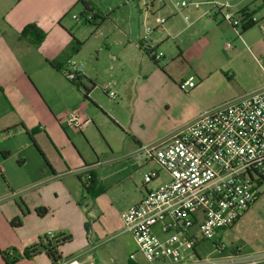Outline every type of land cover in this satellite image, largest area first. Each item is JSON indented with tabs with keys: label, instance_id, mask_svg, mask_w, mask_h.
Masks as SVG:
<instances>
[{
	"label": "rangeland",
	"instance_id": "obj_1",
	"mask_svg": "<svg viewBox=\"0 0 264 264\" xmlns=\"http://www.w3.org/2000/svg\"><path fill=\"white\" fill-rule=\"evenodd\" d=\"M177 1L183 2L89 0L93 11L87 13L79 0H75L66 5L60 14L59 21L66 36L71 35L82 44L78 53H74L76 43L73 41L67 54L77 65L83 66L82 71L93 73L90 79L95 88L88 81H82L88 89L93 88L90 94L92 102L83 111L91 123L77 133L65 125L67 134H64L63 142L67 148L60 147L57 151L65 158L66 165L59 162L57 168L59 173L68 169L74 172L79 168L65 181L66 185L76 187L80 182L79 176L85 182L86 175L80 167L86 164L100 176L105 190L108 189L101 197L90 198L80 183L81 197L76 202L82 214L87 205H93L99 211V219L85 218L89 222L91 237L99 239L100 246L94 254L100 259L105 257L106 249L111 250L118 240L121 245L115 253L119 262L129 261L128 256L135 248L122 235L124 225L121 215L126 205L137 196L144 180L143 174L151 167L143 166L141 158L126 159L125 156L137 148L136 141L143 146L151 142L158 144L188 123L191 117L202 114L209 107L207 105L232 101L238 95H249L251 91L264 87L262 0H258L255 6L258 23L245 32H237L226 21H221L222 26L211 24V14L204 12V0H184L188 4H192L191 1L198 3L185 11L184 16L188 15V20L181 14L167 18L174 11L170 6L173 8L172 4ZM164 4L168 6L165 11L162 9ZM162 19L169 25L162 27ZM217 24H221L220 21ZM147 30L150 33L146 41L162 47L158 50L161 60L141 64L135 59V44L139 46L141 40V44L145 45L143 36ZM177 33L180 35L177 36ZM138 48L144 54V48ZM182 49L187 52L186 59L179 57ZM109 53L119 61L114 62ZM196 71L206 80L202 92L188 95L179 91V78L195 76ZM62 76L71 84L64 72ZM195 78L198 82V77ZM106 83L112 84L118 94L117 99H111L101 90ZM70 88L73 93L67 95L64 89L56 92L51 84L47 86L52 99L55 98L57 109H67L78 96L85 101L84 95ZM29 150H22L25 158L22 169H18L17 162L9 161L7 165L11 168V176L14 175L19 182L23 180L24 172L29 173L39 166L34 145ZM0 184L2 195L8 184L2 177ZM61 198L59 203L64 211L63 220L76 222L78 214L74 212V207L68 204L65 194ZM21 227L19 221L14 219L7 230L16 236L20 234ZM68 227L61 233L71 237L66 244L74 249L81 248L83 241L78 240L82 232L86 233L84 226L75 224ZM219 241L222 240H218L217 235L212 240L202 241L195 249L199 258L210 262L230 255L232 251L227 248V240L222 241L226 250L221 253L216 246ZM93 242L96 243L95 240ZM144 264L149 263L145 261Z\"/></svg>",
	"mask_w": 264,
	"mask_h": 264
},
{
	"label": "crops",
	"instance_id": "obj_2",
	"mask_svg": "<svg viewBox=\"0 0 264 264\" xmlns=\"http://www.w3.org/2000/svg\"><path fill=\"white\" fill-rule=\"evenodd\" d=\"M73 1L75 0H0V177L4 178L8 184V188H5V193L0 194V237H3L0 238V251L15 252V255H21L27 247L37 243L41 237L46 235L53 237L66 230L65 227L68 229L70 225L75 226L76 224V226H81L82 224L86 230V233L82 232L80 234L82 237L78 240V242L83 241L82 247L74 249L69 244L64 245L60 249L64 261L60 264H144L146 260L143 254L138 250L134 238L130 233L125 231V228L122 235H125V239L130 240L135 246L128 256L129 261L119 262L116 260L115 252L121 245L119 240L114 243L115 246L111 250L106 249L107 251L103 259L94 254L99 249V239L91 237L89 222L85 217L97 220L99 219V211L93 205H89L90 210H88L89 206L87 205L83 209L82 214L79 206L76 205L78 198L81 197L80 183L82 185L83 183L90 185V174L93 173L96 176L97 184L95 186L103 188L104 191L96 197L87 191V195L90 198H99L107 193L108 189L105 190L100 176L86 164L80 167L83 168L82 172L86 175L85 182L80 180L79 176L78 182H80L76 187L66 185L65 181L68 179L67 177L76 174L74 172L79 170V168L74 172L68 169V171H60V173L57 168L59 162L66 165L65 158L59 154L57 148H67L63 142L64 134H67L64 129L65 125H67V117L74 110H81L82 112L87 110L89 107L88 103L92 102L90 94L93 88L91 90L88 89L82 81H88L95 88V84L90 79L93 73L89 70L82 71L81 74L83 76L81 80L82 85L90 91L88 99L82 87L72 83L69 84L62 76V69L67 62H75L67 54L68 50L71 49L74 38L71 35H69L70 37L66 36V31L62 28L59 20L65 6ZM219 2L221 4H229V11L237 14L247 6H250V11L252 12L258 0H219ZM262 2L264 3V0ZM190 3L192 4L180 10L176 8V2L173 3V8L170 6V9H173L175 12L169 13L167 18L179 14L184 16L185 11L191 5L195 6L198 4L192 1ZM202 3L205 5V14H211L212 22L210 23L215 26H222L223 22L221 21L223 20L220 17L212 16L214 11L213 0H204ZM167 7V4H164L162 9L165 11ZM254 16L256 17V13ZM184 18L188 20L189 16L185 15ZM219 21L221 24H217ZM161 23L162 27L169 25L165 19H162ZM39 32L44 33L45 37L38 44H34V42L38 41ZM145 35L146 32L143 39ZM179 35L177 33V36ZM140 44L141 40L139 41V46L143 47ZM139 46L135 44V47H137L135 48V59L141 64L149 60L153 63L161 60V58L155 60L150 55L152 50L157 52L161 50V45L149 44L151 47L150 53L146 52V49L143 47L145 55L142 54L141 48H138ZM186 53V50L182 49L179 57L186 59ZM109 54L114 62L119 61L114 55ZM162 60H165V58ZM52 61H58L62 65V69L58 70L52 67L50 65ZM195 76L198 77V82H196ZM195 76L180 77L177 82L179 91L188 95H198L201 93L206 80L199 71H196ZM192 77L197 83L196 88L188 92L184 91L181 88V84ZM49 84H51L56 92L63 91L64 89L67 95L73 93L70 88L72 87L84 95L85 101H81V96H78L67 109H57L55 98L54 100L52 99L47 89ZM104 86H109L110 90L115 92L118 98V94L111 83L101 86L102 91ZM245 95L246 93L238 95L232 100L242 98ZM222 104L224 102L209 104L207 105L209 107L205 108V110ZM200 115L201 113H197L194 117H191V120L180 129L192 123ZM30 131H33L32 138L29 135ZM74 131L77 133L76 130ZM173 134L174 132L164 139L167 140ZM17 144L19 145L17 146ZM136 144H138L137 148L132 149L127 154L128 156H125L126 159L141 158L143 166H151L143 174V178L146 173L152 170L159 171V176L147 186L144 185V182L142 183L143 187L140 186L138 188L139 192L137 196L126 205L123 213L132 205L139 203L147 190L156 189L170 181L169 175L161 170L154 160L148 159L142 151V148L152 146L153 143L151 142L143 146L140 142L136 141ZM32 145H34L35 152L37 153L34 152L36 154L34 156L38 159L39 166L29 173L24 172V178L19 182L14 175L13 177L11 176V168L7 165L9 161L17 162L18 169H22L25 164L22 150L24 148L29 150ZM51 149L53 153H51ZM1 189L0 184V192ZM63 194L67 197L68 204L72 205L71 207H74V212L78 214V218L74 223L63 220L64 211L62 210L61 203H59ZM39 208H47V215L41 217L37 212ZM17 218L21 221L22 225L19 228L20 236L17 234H15L16 236H12L8 232L7 227L12 220ZM72 220L75 221V219ZM48 222H51V224H48ZM14 231L17 230L15 229ZM156 232L160 233V228H157ZM216 235L218 240H227V248L232 251V253L229 252L230 255L236 256L240 264H264V189L258 200L241 216L234 226L220 230ZM162 237L164 238V236ZM132 255L135 256L134 259L131 258ZM141 256L143 257L142 260ZM0 264H5L1 254ZM16 264H52V262L45 253H42L33 260H21Z\"/></svg>",
	"mask_w": 264,
	"mask_h": 264
},
{
	"label": "built area",
	"instance_id": "obj_3",
	"mask_svg": "<svg viewBox=\"0 0 264 264\" xmlns=\"http://www.w3.org/2000/svg\"><path fill=\"white\" fill-rule=\"evenodd\" d=\"M213 4L212 16L228 22L237 32L258 22L250 11L234 14L229 4L219 0ZM188 5L185 1L175 4L179 10ZM149 33L147 30L142 45L148 53ZM150 55L161 58L155 50ZM82 69L68 61L62 72L74 82ZM196 86L193 77L181 84L187 92ZM103 92L117 98L109 86ZM90 123L81 110L72 111L66 119L76 131ZM142 151L170 177L168 183L147 190L139 203L122 214L125 231L145 260L149 264H240L231 255L203 261L195 249L202 241L214 239L218 231L234 226L264 189V88L205 110L167 140ZM158 176L157 170L146 173L144 185ZM216 246L220 253L226 250L222 242Z\"/></svg>",
	"mask_w": 264,
	"mask_h": 264
},
{
	"label": "trees",
	"instance_id": "obj_4",
	"mask_svg": "<svg viewBox=\"0 0 264 264\" xmlns=\"http://www.w3.org/2000/svg\"><path fill=\"white\" fill-rule=\"evenodd\" d=\"M79 3L84 7L85 12L88 13V12L93 11V7L91 6V3L89 2V0H79ZM249 11H250V6H247L246 8H244L239 13L249 12ZM255 13H256V10L254 9L251 12V14L254 15ZM102 19H104V18H102ZM257 23L258 22H254V23L250 24L249 26L243 27L242 31L243 32L248 31L249 29L254 27ZM44 37H45V34L42 32L41 33L39 32L38 41L34 42V44H38L39 42H41L44 39ZM75 43H76V46H74L73 51H74V53H78L79 48L81 47L82 44L79 41H77L76 39H74V44ZM50 65L52 67H54L55 69H58V70L62 69V65L58 61L50 62ZM81 74L82 73H79L78 79L74 82H71V83L76 85V86L82 87L86 93V98L88 99L89 98L88 95H89L90 91L85 89V87L82 85L81 80H82L83 76ZM29 135L32 138L33 131H30ZM36 148L38 149L37 146H36ZM41 154L43 156L42 152H41ZM80 180H82V179L80 178ZM89 184L90 185H86L83 183V186L93 196L96 197V196L103 193V191H104L103 188H101V187L97 188L95 186L97 184V181H96V176L93 173L90 174ZM37 212L41 217H44L45 215H47L48 209L47 208H39ZM16 220H18L19 224L21 225V221L18 218L15 219V221ZM70 241H71L70 236H66V235L61 234V233H59L58 235H55L53 237L46 235V236L41 237L37 243L27 247L21 255H15V252L10 253L7 251H0V254H1L2 259L4 260L5 264H16L21 260H33L35 257L41 255L42 253H45L49 257L52 264H60L64 261V257L62 255L60 249L62 248L63 245H65L66 243H68Z\"/></svg>",
	"mask_w": 264,
	"mask_h": 264
}]
</instances>
